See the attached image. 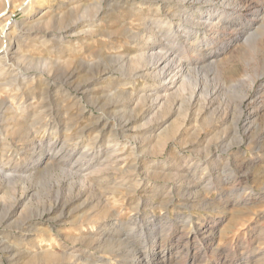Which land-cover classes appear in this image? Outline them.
I'll use <instances>...</instances> for the list:
<instances>
[{"label": "rangeland", "instance_id": "rangeland-1", "mask_svg": "<svg viewBox=\"0 0 264 264\" xmlns=\"http://www.w3.org/2000/svg\"><path fill=\"white\" fill-rule=\"evenodd\" d=\"M157 2L0 0V264H254L264 0Z\"/></svg>", "mask_w": 264, "mask_h": 264}, {"label": "bare ground", "instance_id": "bare-ground-1", "mask_svg": "<svg viewBox=\"0 0 264 264\" xmlns=\"http://www.w3.org/2000/svg\"><path fill=\"white\" fill-rule=\"evenodd\" d=\"M7 2H8V0H6ZM145 1V0H144ZM157 1H160V0H148V3H151V4H154V3H158ZM211 1H213V0H211ZM215 1H217L218 2V4H223L224 3V1H226V0H215ZM107 2V1H106ZM147 2V1H146ZM228 2V1H227ZM145 4V3H144ZM113 5V4H112ZM107 6V5H106ZM108 7H110V6H108ZM98 10V9H97ZM99 14V13H98ZM217 15H219V13L217 14ZM213 15H211V17H212ZM257 21V20H256ZM258 21L260 22V27H257L256 29L257 30H255V32L254 33H252V34H249L246 38H245V40H244V44L246 45H250V44H252V43H254L259 37H260V33H262V31H264V13H262V16H261V18L260 19H258ZM257 21V22H258ZM6 25H9L8 23L6 24ZM213 25V24H212ZM145 26L146 27H148L147 26V24H146V22H145ZM8 27V26H7ZM6 27V28H7ZM251 27V26H250ZM8 30V29H7ZM132 32V31H131ZM151 33L149 36H147L148 37V40L150 41V40H152L153 39V36H154V34L152 33V31H149V28L147 29V31H146V34L147 33ZM126 34V33H125ZM135 34V33H134ZM145 34V33H144ZM1 36H3V37H7V35H8V33L5 31V29H4V33H1L0 34ZM138 35V34H137ZM145 37V36H144ZM245 37V36H244ZM192 45V44H191ZM196 45V44H195ZM2 47H3V45H2ZM0 49H1V46H0ZM3 49V48H2ZM251 49V48H250ZM15 53H17L16 51H15ZM15 53H13V54H15ZM254 53V52H253ZM258 53V52H257ZM4 54H5V58H8V56H9V54H10V49H7V50H4ZM170 54V53H169ZM258 55V54H257ZM256 55V56H257ZM259 57V56H258ZM5 58H3V59H5ZM257 58V57H256ZM0 59H2V58H0ZM9 59V58H8ZM138 59V58H137ZM174 59V58H173ZM6 60V59H5ZM134 62V61H133ZM132 62V63H133ZM164 63H166L165 65H164ZM145 64V65H144ZM135 65V67H136V71H139L140 72V70H141V68H143V67H150L151 66V68L149 69V70H151V72L152 73H150V74H153V77H154V79H156V80H159V79H162V80H164L163 81V87H162V89L161 90H158V93H161V95H157L156 96V100L157 101H159L160 99L161 100H166L167 98H170V97H173V95H174V93H173V95L172 94H169V91H172V90H174V89H176V87H177V82H179V81H177L176 79L177 78H179V75L181 74L182 75V73L183 72H190V71H188L187 69H184V66H182V65H178L176 62H174V60H172L170 57H168V55H167V52L166 53H164L162 50L159 52V53H150L149 51L148 52H146V53H144L143 55H142V57H141V59L140 60H138V61H136V63L134 64ZM164 65V66H163ZM211 65V64H210ZM154 69L155 70H157L156 72L154 71ZM176 70V74L174 75V77L173 78H171V75H173L172 73L174 72ZM190 70H192V69H190ZM195 71H197V70H195ZM139 72H136V73H134V75H130L131 77H137V76H140V77H144V76H142V75H140V74H138ZM201 72V71H200ZM187 73V74H188ZM193 73V72H192ZM74 75V74H73ZM264 76V72H263V74L261 75V76H259V77H263ZM72 78V77H71ZM70 78V79H71ZM169 78H171V79H174V84L173 85H171L170 86V82H169V84H168V80H170L171 81V79H169ZM180 80V79H179ZM184 80V79H183ZM70 81V80H69ZM68 82V81H67ZM160 89V88H159ZM178 91V90H177ZM176 91V92H177ZM169 94V95H168ZM170 100V99H169ZM169 103V102H168ZM35 116V115H34ZM99 124V123H98ZM127 124L128 123H125V122H121L120 123V133L118 132V136L119 137H122L121 135L123 134V132H124V130H125V128H126V126H127ZM107 127V124L105 123V125H104V128H106ZM27 128V127H26ZM122 131V132H121ZM169 134L168 133H166V134H164V136L163 137H167ZM24 136V135H23ZM117 137V136H116ZM115 137V138H116ZM99 138H97V140H98ZM115 157V156H114ZM6 168V167H5ZM63 173V175L65 176V178L67 177V178H70L71 180H76L77 178H80L79 176H77V175H75V174H70V173H68V172H62ZM131 173V172H130ZM123 174V173H122ZM21 179V178H20ZM0 180H2V181H4L5 183H7V184H13V183H16L19 179H16V178H12V176L11 177H9V176H7V175H5V174H2V176H0ZM79 180V179H78ZM120 182V181H119ZM112 191V190H111ZM109 193V192H108ZM112 195V194H111ZM23 196V195H22ZM57 203V205H58V207L60 206L59 204H60V202H61V199L60 198H58V200L56 201ZM103 203V202H102ZM101 203V204H102ZM56 205V206H57ZM67 206V205H66ZM55 209V207L54 208H50L49 210H47L45 213L46 214H51L52 212H53V210ZM65 209V208H64ZM63 210V209H62ZM99 215V214H98ZM43 216V215H42ZM63 217V216H62ZM61 217V218H62ZM91 221H93V220H91ZM90 224V223H89ZM30 226V225H29ZM85 226V225H84ZM261 237V236H260ZM128 253V252H127ZM248 253L254 258V264H264V234H263V236L261 237V238H256V239H253V247L248 251ZM49 255H52V254H49ZM73 257V256H72ZM74 259V258H73Z\"/></svg>", "mask_w": 264, "mask_h": 264}]
</instances>
